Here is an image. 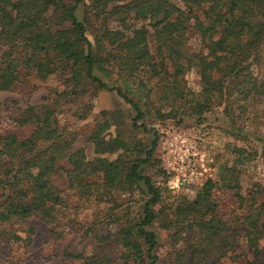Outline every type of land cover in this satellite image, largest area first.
I'll return each instance as SVG.
<instances>
[{"label":"trees","instance_id":"obj_1","mask_svg":"<svg viewBox=\"0 0 264 264\" xmlns=\"http://www.w3.org/2000/svg\"><path fill=\"white\" fill-rule=\"evenodd\" d=\"M84 1L0 0V93L24 79L43 82L51 71L61 87L39 111L15 109L0 127V261L12 226L33 214L61 239V211L72 196L99 209L67 227L89 248L63 246L69 264H264V183L243 187L239 160L257 150L264 160V106L256 108L264 103V72L258 79L250 70L264 64V0ZM191 39L198 49L187 53ZM182 57L191 59L196 91L182 85ZM100 91L116 95L126 112L100 111L75 145L57 116ZM219 107L233 141L249 139L257 149L233 144L235 159L217 179L203 180L191 199L166 201L147 173L157 163L159 133L146 120L174 119L180 108L199 124ZM89 109L71 114L83 119ZM219 190L237 202L231 219L216 212Z\"/></svg>","mask_w":264,"mask_h":264},{"label":"rangeland","instance_id":"obj_2","mask_svg":"<svg viewBox=\"0 0 264 264\" xmlns=\"http://www.w3.org/2000/svg\"><path fill=\"white\" fill-rule=\"evenodd\" d=\"M74 1L65 0L69 4H73ZM82 5L79 3L75 9V15L79 19L82 16ZM88 38L91 40V36ZM197 49V43L193 39L187 42V53L196 52ZM184 57H182V65L186 67V71L182 77V85L196 91L198 89L197 77L193 70L189 69L191 59ZM250 70L258 78L264 72V64H252ZM56 76L57 71H51L48 79L43 82L24 79L12 91L1 92L0 127L8 122L15 109L32 106L36 111H39L40 106L53 96L52 92L61 90ZM263 106L264 103H260L256 108L259 109ZM84 107L90 109L84 113L83 119H77L71 114L74 109H77L81 114ZM117 109L126 112V106L111 92L100 91L95 95L86 94L79 98V101L71 107L69 112L65 111L57 116L59 129L62 130L66 138L75 133V141H77L75 145H80V135L87 134L91 130L100 111ZM247 110L250 111L249 105ZM177 113L174 119L146 120V123L159 133V143L155 153L157 163L152 169H147V173L164 187L163 196L166 201L178 195L191 199L204 178L217 179L218 169L230 165L231 161L235 159V155L230 153L233 144L241 145L246 150L257 149V146H254L249 139L233 141V138L228 135L229 128H227L220 107L205 113L204 120L199 124L195 122L196 117H188V111L181 114L182 109L179 108ZM178 119H181L180 123H176ZM120 129L124 132L129 131L127 123H123ZM259 130L261 132L264 130V118ZM249 131L251 130L249 129ZM109 133L113 135V128L109 129ZM258 155L257 150L256 156L246 155L245 158L239 159L242 161L243 187L250 181L264 183V160ZM178 169H181L180 173ZM190 173L195 175L196 179L180 184V179L183 176L188 178ZM213 199L216 203V212L223 220L231 219L232 214L238 213L237 202L230 192L213 191ZM97 209L99 208L83 205L81 201L72 196L69 197L67 208L61 211L60 223L65 224L66 227L64 235L59 240H54L40 221L39 216L33 214L19 225L12 226L14 235L11 241L3 246L4 252L0 264H69L60 257L63 246L78 250L85 248L86 251H89V248L84 239L73 233L67 234V227L75 228L76 224L90 220V215ZM155 231H157L156 228ZM158 243V254L162 257L165 249L164 234L160 231H158ZM223 264L234 263L224 260Z\"/></svg>","mask_w":264,"mask_h":264},{"label":"built area","instance_id":"obj_3","mask_svg":"<svg viewBox=\"0 0 264 264\" xmlns=\"http://www.w3.org/2000/svg\"><path fill=\"white\" fill-rule=\"evenodd\" d=\"M178 172L180 173L181 172V169H178ZM182 176V175H181ZM192 179H196V177H195V175H193L192 173H190L189 175H188V178H185L184 176L180 179V184L182 183V182H190ZM205 179H207V178H204L203 180H205Z\"/></svg>","mask_w":264,"mask_h":264}]
</instances>
